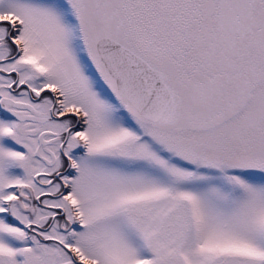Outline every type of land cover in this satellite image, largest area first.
Listing matches in <instances>:
<instances>
[{"label":"snow or ice","instance_id":"1","mask_svg":"<svg viewBox=\"0 0 264 264\" xmlns=\"http://www.w3.org/2000/svg\"><path fill=\"white\" fill-rule=\"evenodd\" d=\"M0 264H264V0H0Z\"/></svg>","mask_w":264,"mask_h":264}]
</instances>
